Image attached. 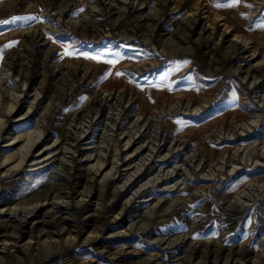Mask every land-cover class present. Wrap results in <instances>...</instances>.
<instances>
[{
  "label": "rangeland",
  "instance_id": "rangeland-1",
  "mask_svg": "<svg viewBox=\"0 0 264 264\" xmlns=\"http://www.w3.org/2000/svg\"><path fill=\"white\" fill-rule=\"evenodd\" d=\"M14 16L37 19L0 25V264H264V0Z\"/></svg>",
  "mask_w": 264,
  "mask_h": 264
},
{
  "label": "snow or ice",
  "instance_id": "snow-or-ice-1",
  "mask_svg": "<svg viewBox=\"0 0 264 264\" xmlns=\"http://www.w3.org/2000/svg\"><path fill=\"white\" fill-rule=\"evenodd\" d=\"M231 2L233 4H235V3H238L239 0H231ZM215 6L217 8H219L221 5L220 4H216ZM80 11H83V9H81ZM36 19H37V17H35V16H27V17L14 16V17H12L11 20H2V21H0V25L16 24L18 22L26 24V23H30L31 21H35ZM14 43L15 42H11L8 45L0 46V59L3 58V52L7 48L13 46ZM107 55H112L114 57V59H103V62L106 63V64H109V65H112V66H115V64L118 63L119 60L121 59L119 53H105V54H103V56H107ZM63 56H68V57H71V58L83 57L84 59L93 60V61H96V62H101V60H102V54H97L95 56H89L87 53H82V52H79L78 50H75V49L70 50L67 47H65L64 53L62 54V58H63ZM115 75L121 76L123 74L120 73V72H116ZM166 79H167L166 75L160 77L161 82H163ZM233 100H235V96H233ZM178 123H182V122L178 121Z\"/></svg>",
  "mask_w": 264,
  "mask_h": 264
},
{
  "label": "bare ground",
  "instance_id": "bare-ground-1",
  "mask_svg": "<svg viewBox=\"0 0 264 264\" xmlns=\"http://www.w3.org/2000/svg\"><path fill=\"white\" fill-rule=\"evenodd\" d=\"M134 7V6H133ZM134 11H135V9H134ZM123 23V22H122ZM99 66V65H98ZM116 71V70H115ZM101 80H102V78H101ZM108 81V80H107ZM105 83V82H104ZM106 84V83H105ZM111 84V83H110ZM120 87V86H119ZM103 89V88H102ZM188 102V101H187ZM10 104V103H9ZM187 104V103H186ZM14 108V107H13ZM12 109V108H11ZM185 111H186V109H185ZM185 111H183V112H185ZM182 112V113H183ZM186 113V112H185ZM118 114V113H117ZM113 120V119H112ZM116 120V119H115ZM92 129V128H91ZM140 129V128H139ZM164 132V131H163ZM86 134V133H85ZM22 135H24V133L22 134ZM28 136V135H27ZM18 137H21V135H19V136H14L13 138H12V140L14 141L12 144H9V145H12V147H14L17 143H18V141H21V140H18L17 138ZM163 137H164V134H163ZM26 138V137H25ZM35 142V141H34ZM24 146H27V147H29L30 145H28V141H26L25 143H24ZM20 147H22V145H20ZM19 147V148H20ZM26 148V147H25ZM45 149H47V148H44V151H45ZM238 149H239V147H238ZM237 149V150H238ZM137 150V149H136ZM101 151V150H100ZM45 152H42V154H44ZM47 155V154H46ZM45 155V156H46ZM195 155V154H194ZM15 157V154L13 153V154H11V153H9V154H7V155H5L4 156V161H3V163H11V161H13V158ZM125 157V156H124ZM151 158V157H150ZM124 160H122L121 161V163L123 162ZM21 162H23V157H21L20 159H19V161H18V163L17 164H15L14 166H11L10 168H13V169H15L16 167L15 166H18ZM98 162V161H97ZM103 162V161H102ZM102 162H101V164H102ZM117 162V161H116ZM127 162V161H126ZM131 162V161H130ZM98 165L97 166V169H100L101 168V166L102 165ZM136 165V164H135ZM3 166V165H2ZM122 166V165H121ZM128 166V165H127ZM15 167V168H14ZM126 167V166H125ZM19 168V167H18ZM164 171V170H163ZM161 172V171H160ZM168 172V171H167ZM230 172V171H229ZM135 173V172H134ZM138 173V172H137ZM133 173H131L130 175H132ZM200 174V173H199ZM201 175V174H200ZM200 177V176H199ZM202 178V177H201ZM203 178H204V176H203ZM206 178V177H205ZM136 179V178H135ZM134 179V180H135ZM207 179V178H206ZM209 179H211V178H209ZM131 180V179H130ZM159 180V179H158ZM203 180V179H202ZM162 181H164V180H162ZM130 183H131V181H130ZM129 184V183H128ZM174 188V187H173ZM141 193H142V191H141ZM37 208V207H36ZM39 208V207H38ZM32 215L33 216H35V213H32V211H30L29 212V214L28 215H26L25 217H23L22 219H21V221H20V224H23L24 226H26L25 225V223L27 222H25V218H27L28 217V219H30L31 217H32ZM62 216V215H61ZM40 221V220H39ZM39 221H37V222H35V223H39ZM65 221V220H64ZM19 222V221H18ZM25 222V223H24ZM32 222H34V221H32ZM41 222V221H40ZM34 223V224H35ZM61 223V222H60ZM18 224V223H17ZM45 224V223H44ZM3 225V224H2ZM7 225V224H6ZM23 227V226H22ZM4 228V227H3ZM19 228V227H18ZM22 231V230H21ZM6 234V233H5ZM247 249V248H246ZM242 250V249H241ZM224 254V253H223Z\"/></svg>",
  "mask_w": 264,
  "mask_h": 264
}]
</instances>
